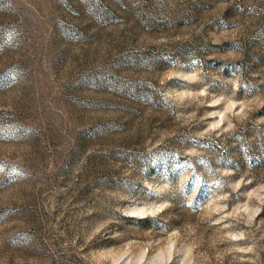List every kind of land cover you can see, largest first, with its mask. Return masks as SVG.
Here are the masks:
<instances>
[{
    "label": "rangeland",
    "instance_id": "374dc122",
    "mask_svg": "<svg viewBox=\"0 0 264 264\" xmlns=\"http://www.w3.org/2000/svg\"><path fill=\"white\" fill-rule=\"evenodd\" d=\"M0 264H264V0H0Z\"/></svg>",
    "mask_w": 264,
    "mask_h": 264
}]
</instances>
